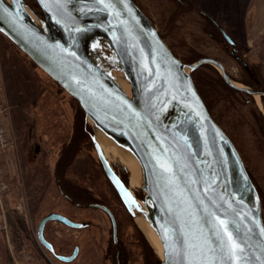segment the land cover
Listing matches in <instances>:
<instances>
[{"label": "water", "instance_id": "95a60500", "mask_svg": "<svg viewBox=\"0 0 264 264\" xmlns=\"http://www.w3.org/2000/svg\"><path fill=\"white\" fill-rule=\"evenodd\" d=\"M35 1L41 14L25 0H0V32L77 100L94 130L97 157L125 209L134 218L142 215L160 240L162 257L156 264H264L257 189L190 72L209 63L229 86L260 103L264 89L239 85L212 57L183 62L133 0ZM213 22L233 47L232 56L252 75L233 39ZM97 130L139 163L142 199L112 169ZM57 188L74 205L104 211L116 244V223L107 206L76 202L59 183ZM51 220L73 228L87 223L52 211L37 224L39 243L57 259L71 261L77 247L70 255L59 254L44 236Z\"/></svg>", "mask_w": 264, "mask_h": 264}, {"label": "rangeland", "instance_id": "374dc122", "mask_svg": "<svg viewBox=\"0 0 264 264\" xmlns=\"http://www.w3.org/2000/svg\"><path fill=\"white\" fill-rule=\"evenodd\" d=\"M25 1L41 14L34 0ZM133 1L179 57L185 60L199 55L216 57L235 82L245 85L243 81H247L252 87L264 89V0ZM213 20L233 39L237 54L246 61L253 76L232 56L233 47L222 37ZM202 71L211 74L206 69ZM222 95L230 103L218 101L212 105L213 113L260 188L261 205L262 197L264 200V100L261 96L260 103L256 97L240 93L232 99L225 93ZM0 100L6 106L5 125L10 137V144L0 149V264H5L6 256L11 257L13 264H63L39 244L35 235L40 217L58 210L73 218H90L94 224L80 230L61 226L55 220L47 223L46 236L58 248L69 253L73 244H79V253L72 264H111L108 251L112 244L111 228L107 216L99 209L75 206L65 199L57 188L60 182L53 170L77 132L79 103L2 32ZM83 121L89 138L87 135L76 146L67 171L70 183L111 207L116 215L117 239L128 253L126 264H156L160 256L134 217L118 201L111 200L110 192L117 194L97 161L91 140L94 130L84 112ZM108 160L125 182H129L119 157L109 153ZM134 193L139 199L144 197L141 183ZM261 216L264 223L262 207Z\"/></svg>", "mask_w": 264, "mask_h": 264}, {"label": "trees", "instance_id": "16d2710c", "mask_svg": "<svg viewBox=\"0 0 264 264\" xmlns=\"http://www.w3.org/2000/svg\"><path fill=\"white\" fill-rule=\"evenodd\" d=\"M34 2H35V6L38 8V10H40V8H39V6L35 0H34ZM159 35L163 39V36L160 33H159ZM169 48L171 49L170 46H169ZM171 51L177 57H179L172 49H171ZM200 57H205V56L199 55L197 58L189 59V60L182 59L181 57H179V58L184 62L192 63ZM213 58L220 61L216 57H213ZM202 69H206L207 72H211V74H207V75L204 74ZM198 72H199V76L196 77L195 73H198ZM190 74H191L193 83L197 89V92L199 93L202 101L204 102L209 114L211 115V117L214 119V121L222 129H223V127L218 122L217 118L215 117V115L213 113L212 105H217L218 101H220V100L230 103L229 100L226 99L225 96L222 95L223 93H225V95L227 94V96H229L230 99H232L234 97V95H236L237 93L244 94L248 97H251V95L248 94L247 92L242 91V90H238V89H235V88L229 86L224 81V79L220 76L218 71L209 63H203V64L199 65L196 69L192 70ZM243 83H245V85L251 86L250 84H248L247 81H243ZM262 99L264 100V96H262ZM77 104H78V102H77ZM77 107H78V110L80 111V115L78 118L79 120L77 122V132L74 135V137L72 138V140L70 141L67 148L63 151V153H61V155L56 160V164H55L53 170H54L55 176L57 177V179L60 182L61 188L67 194H69L72 198H74L77 201L93 200V201L101 202L102 200L91 197L90 194L88 192H86V190H84L80 187H77L74 184H71L70 178L68 177V174H67L69 165L71 164V162L73 160L72 159L73 155L75 154L76 146L79 144V142L81 140H85V137H87V135L89 134V132L86 130L87 125L83 121L82 109L80 108L79 104L77 105ZM225 133H226V131H225ZM88 138H89V135H88ZM246 170H247L252 182L254 183L259 195L261 194V196H262V192L260 191V188L257 186L256 182L252 178V174L248 171V169H246ZM102 203H105V202L102 201ZM106 205H108V204H106ZM261 207L264 209L263 197L261 199ZM114 215H115V213H114ZM5 264H13L11 257L6 256Z\"/></svg>", "mask_w": 264, "mask_h": 264}, {"label": "bare ground", "instance_id": "6f19581e", "mask_svg": "<svg viewBox=\"0 0 264 264\" xmlns=\"http://www.w3.org/2000/svg\"><path fill=\"white\" fill-rule=\"evenodd\" d=\"M120 73L118 71L113 72V75L117 76ZM241 85L240 83H238ZM128 90V86H125ZM258 99V97H256ZM259 100V99H258ZM96 132V139L103 150L105 156L108 159L109 153L116 154L122 164L126 166L130 175L128 178L130 179L128 182L129 189L134 193L137 189L138 185L141 183L142 171L139 163L135 159V157L126 149L115 144L111 139H109L106 135H104L99 130ZM143 202V201H142ZM135 223L140 227L144 235L146 236L148 242L153 247L154 251L162 257V246L160 240L152 229V227L148 224L147 220L142 215H135L134 218Z\"/></svg>", "mask_w": 264, "mask_h": 264}, {"label": "flooded vegetation", "instance_id": "af4514ba", "mask_svg": "<svg viewBox=\"0 0 264 264\" xmlns=\"http://www.w3.org/2000/svg\"><path fill=\"white\" fill-rule=\"evenodd\" d=\"M94 148V147H93ZM39 151V150H38ZM94 151H95V149H94ZM96 153V152H95ZM96 157H97V154H96ZM97 161H98V163H99V165H100V167H101V169H102V171H103V173H104V175H105V177L107 178V180H108V182L110 183V185H111V187L113 188V190L116 192V190H115V188L113 187V185H112V183L110 182V180H109V178L107 177V175L105 174V171H104V169H103V166H102V164H101V162L99 161V159H98V157H97ZM109 161V160H108ZM109 164L111 165V163L109 162ZM111 167H112V165H111ZM112 169L115 171V173L118 175V177L120 178V180L124 183V184H126V185H128V182L126 181L125 182V179L123 178V176L120 174V173H118L113 167H112ZM111 194V200H116V201H118L120 204H121V206H123V208L125 209V207H124V205H123V203H122V201H121V199L119 198V196H118V194H117V192H116V194H117V196L114 194V192L113 191H111L110 192ZM135 194V193H134ZM69 195V194H68ZM70 196V195H69ZM135 196H136V194H135ZM65 198V197H64ZM72 198V197H71ZM66 199V198H65ZM74 201H76V202H79V201H77V200H75L74 198H72ZM91 202H94V201H91ZM95 202H97V201H95ZM97 203H100V204H103V205H105V206H107L109 209H110V211L112 212V214H113V216H114V219H115V223H116V236H117V231H118V227H117V222H116V218H115V215H114V213H113V211H112V209L108 206V205H106L105 203H102V202H97ZM73 204V203H72ZM76 206V205H75ZM94 208V207H93ZM96 209H98V208H96ZM99 210H101V209H99ZM102 211V210H101ZM127 211V210H126ZM52 212V211H51ZM53 212H59V213H61V214H63V215H65V216H67L68 218H70V219H72V220H74V221H80V222H85V223H87L86 224V226H84V227H80V228H75V229H83V228H87V227H90V226H94V224L92 223V220L90 219V218H88V219H85V220H82V219H78V218H73L72 216H70L69 214H67V213H65V212H63L62 210H58V211H53ZM103 213H105L104 211H102ZM49 212H47L46 214H48ZM128 213V212H127ZM45 214V215H46ZM129 214V213H128ZM45 215H43V216H45ZM105 215L107 216V214L105 213ZM43 216H41L40 217V219L43 217ZM107 218H108V220H109V222H110V219H109V217L107 216ZM39 219V220H40ZM39 220H38V222H39ZM56 221V220H55ZM49 222V221H48ZM48 222H46V224H45V226H44V230H43V233H44V236H45V238L48 240V241H50L51 242V244H52V246H53V248H54V251L56 252V253H59V254H63V255H70L71 253H72V251H73V249L75 248V247H77V253H79V244H73L72 245V247H71V250H70V252L69 253H66L62 248H58V246H56L55 244H54V242L50 239L49 240V238L46 236V233H45V228H46V225H47V223ZM58 223H59V225H61V226H64V227H69V228H73V227H70V226H67L66 224H64V223H62V222H60V221H57ZM38 224V223H37ZM36 227H37V225H36ZM110 228H111V223H110ZM74 229V228H73ZM35 235H36V229H35ZM37 238V237H36ZM116 238H118V236L116 237ZM38 241V240H37ZM39 242V241H38ZM111 245H110V247L108 246V251H109V254H110V256H111V264H126L127 263V261H128V259H129V257H128V253H125V251H124V248H122V245H121V243L119 242V240L117 239L116 240V244L114 245L113 244V239H112V228H111ZM40 244V243H39ZM41 245V244H40ZM42 246V245H41ZM45 248V247H44ZM46 249V248H45ZM47 250V249H46ZM48 251V250H47ZM48 253H50L49 251H48ZM77 253H76V255H75V257L77 256ZM51 254V253H50ZM53 257H55L53 254H51ZM75 257L71 260V261H62V260H60V261H62V263L63 264H72V261L75 259ZM140 257V256H139ZM56 258V257H55ZM143 258V257H142ZM57 259V258H56ZM59 260V259H58ZM143 261H145V260H143ZM91 263H93V264H95V262H91ZM143 264H144V262H142Z\"/></svg>", "mask_w": 264, "mask_h": 264}, {"label": "built area", "instance_id": "2783aa9c", "mask_svg": "<svg viewBox=\"0 0 264 264\" xmlns=\"http://www.w3.org/2000/svg\"><path fill=\"white\" fill-rule=\"evenodd\" d=\"M5 111L6 106L0 100V149H3L10 144V137L5 125Z\"/></svg>", "mask_w": 264, "mask_h": 264}]
</instances>
